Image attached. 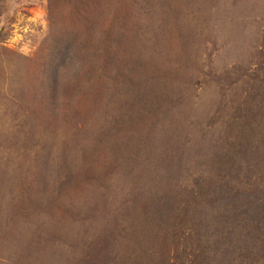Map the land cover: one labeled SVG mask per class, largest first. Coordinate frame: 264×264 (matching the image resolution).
I'll use <instances>...</instances> for the list:
<instances>
[{"label": "rangeland", "instance_id": "obj_1", "mask_svg": "<svg viewBox=\"0 0 264 264\" xmlns=\"http://www.w3.org/2000/svg\"><path fill=\"white\" fill-rule=\"evenodd\" d=\"M47 3L0 0V264H76L79 249L59 240L77 228L67 210L94 218L106 240L104 214L126 198L150 200L143 187L166 192L197 175L205 188L219 166L264 177V0ZM61 33V57L73 62L54 112L35 86ZM213 209L194 264H264L261 212L236 224ZM156 222L144 244L163 239ZM136 243L121 256L136 255Z\"/></svg>", "mask_w": 264, "mask_h": 264}, {"label": "trees", "instance_id": "obj_2", "mask_svg": "<svg viewBox=\"0 0 264 264\" xmlns=\"http://www.w3.org/2000/svg\"><path fill=\"white\" fill-rule=\"evenodd\" d=\"M53 4L54 0H48V11L53 8ZM174 4L172 2L167 3L163 9L171 11ZM53 15L52 12L50 17ZM51 20L53 19L51 18ZM50 23L51 32L58 24L56 22ZM68 35V33L65 35L61 33V36L56 38L58 49L55 53L49 52L51 60L42 66L36 80V91L40 94L41 100H44L45 108L47 107L54 112L56 111L55 108H60V105L54 101L56 98L54 95H57V85L61 80L62 71L64 75L68 65L73 62L68 57L69 55L67 61L61 57V54L69 46L68 42L65 41V36ZM87 36L89 34L80 36L79 42L74 44L76 48L78 46L77 49L75 48L77 55L78 52L82 53ZM50 42L52 43V41ZM87 51L84 50L83 53L86 54ZM53 55L54 59L52 60ZM127 78L131 77L127 75ZM53 103L56 105L53 106ZM30 131H28V135ZM123 138L131 141V132ZM217 156L218 154H213L211 160ZM204 167L208 168L206 174L212 175L214 173L211 172L213 169L208 166V163ZM24 171L31 174L29 169H24ZM39 171L40 168H37V174ZM222 172L225 173L226 171L219 166L214 181L208 183L205 188L199 186L203 181L197 178V175L190 177L188 182H173L172 185L174 186L168 188L166 192H161L164 189L161 184L159 187L150 189L141 188L142 190H151L152 197L150 200L147 196H142L137 200L126 198L113 206L107 215L104 214L102 226H108L107 232L113 235L106 240L96 229V220L95 222L92 221L94 218L91 217L92 220L89 221L86 217L67 210L70 221L76 223L77 228L73 233L59 235V240L67 246H74L79 249L76 264H163L166 261L168 263L169 260H174L175 264H185L190 261L191 264H194L196 262L193 260L199 259L200 254H205L204 246L208 244L206 235L207 206L214 207L213 217L222 213L225 218L234 220L236 224L238 220L243 221L248 217L259 215V212L264 219V177L258 174L249 176L243 173L239 178H236L237 176H233V173L226 172L224 174ZM233 178L238 184L236 188L232 186ZM83 183L84 180L79 184L78 191L82 188ZM24 185L23 188H26ZM32 186L27 185V187ZM219 186H222L225 196L219 190ZM256 206L259 208L256 209ZM148 212L151 215L149 217L145 216ZM154 219L157 221L156 228L162 233L161 238L163 239L157 235L151 239L150 243L144 244L141 235L145 234V227L152 230L146 223ZM255 221L259 222L260 218L254 219ZM100 223L102 224V222ZM50 236L52 237L51 232ZM133 237L137 239L136 255L132 253L122 257L124 244Z\"/></svg>", "mask_w": 264, "mask_h": 264}]
</instances>
